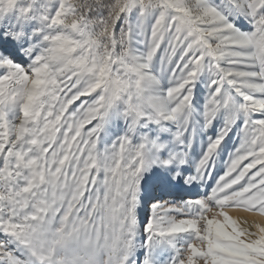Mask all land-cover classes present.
<instances>
[{
	"label": "snow or ice",
	"instance_id": "obj_1",
	"mask_svg": "<svg viewBox=\"0 0 264 264\" xmlns=\"http://www.w3.org/2000/svg\"><path fill=\"white\" fill-rule=\"evenodd\" d=\"M255 218L264 0H0V264H264Z\"/></svg>",
	"mask_w": 264,
	"mask_h": 264
},
{
	"label": "bare ground",
	"instance_id": "obj_2",
	"mask_svg": "<svg viewBox=\"0 0 264 264\" xmlns=\"http://www.w3.org/2000/svg\"><path fill=\"white\" fill-rule=\"evenodd\" d=\"M197 151H198V149H197ZM213 175L215 176V173H213ZM209 183H211V181H209ZM183 195H186V193H184V192H172L171 195H169L167 192H165V193H158V196H162L163 199L166 198L167 196H170V197H173V198H179L180 196H183ZM237 215L243 216L245 214L238 213ZM141 218H143V214H142V217ZM255 219L260 220V219H264V218H255Z\"/></svg>",
	"mask_w": 264,
	"mask_h": 264
},
{
	"label": "rangeland",
	"instance_id": "obj_3",
	"mask_svg": "<svg viewBox=\"0 0 264 264\" xmlns=\"http://www.w3.org/2000/svg\"><path fill=\"white\" fill-rule=\"evenodd\" d=\"M165 200H171L173 199V197L167 196L166 198H164Z\"/></svg>",
	"mask_w": 264,
	"mask_h": 264
}]
</instances>
